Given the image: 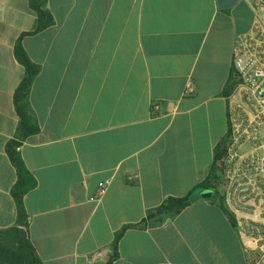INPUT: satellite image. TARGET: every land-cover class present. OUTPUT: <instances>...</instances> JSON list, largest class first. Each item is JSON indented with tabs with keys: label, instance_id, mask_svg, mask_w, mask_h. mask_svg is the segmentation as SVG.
Returning <instances> with one entry per match:
<instances>
[{
	"label": "crops",
	"instance_id": "0c3cea01",
	"mask_svg": "<svg viewBox=\"0 0 264 264\" xmlns=\"http://www.w3.org/2000/svg\"><path fill=\"white\" fill-rule=\"evenodd\" d=\"M44 9L53 24L36 31L31 0H0V229L16 220L6 146L20 123L21 40L39 67L28 98L39 131L19 151L37 180L24 202L42 262L245 264L238 222L263 217L257 202L238 209L233 196L264 190V140L224 163L218 194L174 215L148 213L210 174L235 98L234 42L254 19L249 1L220 9L218 0H45ZM249 156L261 170L245 168Z\"/></svg>",
	"mask_w": 264,
	"mask_h": 264
},
{
	"label": "built area",
	"instance_id": "2783aa9c",
	"mask_svg": "<svg viewBox=\"0 0 264 264\" xmlns=\"http://www.w3.org/2000/svg\"><path fill=\"white\" fill-rule=\"evenodd\" d=\"M248 1L254 19L249 32L237 36L233 48L230 83L235 98L228 108L230 136L224 159L226 164L234 160L243 143L264 140L261 137L264 128V0ZM194 91V85H190L186 95ZM244 165L249 171L262 169V162L255 156L246 157ZM105 187V184L100 186L97 198L103 195ZM233 197L238 209L248 206L251 201L257 202L263 219L243 218L238 222V229L247 238L245 264H264V190L258 194L242 186L235 190Z\"/></svg>",
	"mask_w": 264,
	"mask_h": 264
},
{
	"label": "trees",
	"instance_id": "16d2710c",
	"mask_svg": "<svg viewBox=\"0 0 264 264\" xmlns=\"http://www.w3.org/2000/svg\"><path fill=\"white\" fill-rule=\"evenodd\" d=\"M31 5L38 15L36 31L45 29L53 24L52 15L44 9L45 0H31ZM15 55L25 69L24 78L14 96L15 109L20 118V123L15 138L11 139L6 146V153L15 167L17 177L16 183L11 189V194L16 203V220L14 225L0 229V264H44L30 240L29 217L24 202L26 194L36 188L37 180L27 168L19 151L22 142L39 131V127L30 112L28 103L30 90L35 77L39 73V67L30 60L21 40L17 42ZM228 87L232 92L231 83H229ZM229 136L230 134L227 133L226 137L217 145L214 163L210 169L208 178L198 184L188 196L182 198H168L161 206L157 207L155 211H150L148 213L150 218L162 213L167 215L179 213L191 204L189 197L199 188L210 190L218 194L214 185L215 180L225 171L224 159L227 156ZM224 211L230 216L231 220L234 221L233 215L226 209H224ZM122 233L123 232H119L117 234L115 240L116 248ZM115 255H117V251Z\"/></svg>",
	"mask_w": 264,
	"mask_h": 264
},
{
	"label": "water",
	"instance_id": "95a60500",
	"mask_svg": "<svg viewBox=\"0 0 264 264\" xmlns=\"http://www.w3.org/2000/svg\"><path fill=\"white\" fill-rule=\"evenodd\" d=\"M239 1L240 0H218V4H219L220 9H226V8L233 7ZM203 191L204 190L201 188L194 191L189 197L190 201L194 202L203 193Z\"/></svg>",
	"mask_w": 264,
	"mask_h": 264
},
{
	"label": "rangeland",
	"instance_id": "374dc122",
	"mask_svg": "<svg viewBox=\"0 0 264 264\" xmlns=\"http://www.w3.org/2000/svg\"><path fill=\"white\" fill-rule=\"evenodd\" d=\"M221 182H224V181H221ZM212 195H213L212 191L204 190L203 193L201 194V197H206V198L209 197V198H211Z\"/></svg>",
	"mask_w": 264,
	"mask_h": 264
}]
</instances>
